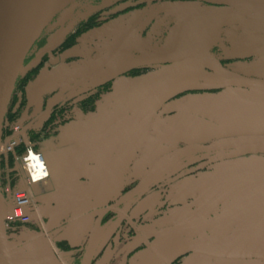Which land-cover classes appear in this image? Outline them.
Here are the masks:
<instances>
[{"label":"flooded vegetation","instance_id":"flooded-vegetation-1","mask_svg":"<svg viewBox=\"0 0 264 264\" xmlns=\"http://www.w3.org/2000/svg\"><path fill=\"white\" fill-rule=\"evenodd\" d=\"M83 1L76 8H80L84 19L74 24L64 10L47 26L27 55L24 66L31 63L33 66L15 83L7 108L8 118L12 115L20 119L30 114L27 90L42 72L65 67L71 61L91 60L93 56L110 58L122 52L129 57L145 58L154 56L155 52H167L170 48L168 36L180 24L184 25L181 31L184 36L179 44L195 33L198 35L192 48L201 49L199 61H186L178 70L162 68L169 65L135 69L124 77L161 73L166 82V75H170L178 81L208 88L180 93L158 108L148 125L130 144L129 156L119 159L112 170L107 171L104 198L96 211L92 212L93 203L102 196L100 190L103 185L99 183L95 196L90 202L88 199L99 171L74 179L75 187L71 193L63 191V184L68 180L64 176L57 196L54 195L55 188L50 187L44 205L35 203L41 219L38 217L37 221L26 225L16 224L11 232L16 237H37L36 247L45 249L47 257H53L52 264H82L90 248L93 222L104 211L98 246L90 264H161L159 254L164 249L183 247L194 236L222 243L225 237L237 231H251L257 215L247 203L248 191L235 188L223 196L201 195L212 182V173L240 164L249 165L257 158L264 160V155H240L244 154L241 150H219L187 157L169 178L152 185L144 194L130 201L116 204L135 190L155 162L175 151L192 145L209 146L264 136V132L260 133L264 130V0H89L80 5ZM207 11H214L217 16H226L230 20L207 23L205 16H201ZM125 33L127 40L117 45L118 35ZM58 36L62 37L60 41L48 52H41L49 40ZM71 49L75 50L74 57L64 59L63 55ZM118 70L107 62L99 72L111 75ZM233 82L239 87L228 85ZM73 83L56 89L58 94L69 88L65 97L47 111L46 102L50 97L44 99V117L39 128L36 127L43 141L36 144L38 149L46 146L45 151L57 153L68 149L69 145L59 146L60 136L65 134L61 135L60 128L69 125L89 131L99 119L98 108L104 105L102 99L112 92V82L96 88L89 87L91 82L88 78L76 86ZM252 84L260 88L250 87ZM80 90L85 91L79 94ZM71 93L78 94L68 98ZM198 96L218 97L227 105V112H238L237 116L246 119L247 125L235 128L214 125L216 138L210 140L209 135L200 134L194 127L213 124L182 111ZM108 107L107 113L119 110L115 105L110 111ZM256 116L262 120V128L254 125ZM34 121L30 120L32 124ZM216 161H219L217 165L213 164ZM225 162L227 166H223ZM197 168L200 169L198 176H184L187 171ZM1 171L0 185L3 186L5 180ZM34 198L36 201V195ZM74 208L90 211L89 218L84 221V234L56 241L69 219L64 214ZM206 216L210 218L204 221ZM261 216L264 220V215ZM257 225L264 231V224L257 222ZM12 242L9 237V243ZM156 244L165 247L157 248ZM190 256L185 252L169 264H184ZM215 262L227 264L222 259H215Z\"/></svg>","mask_w":264,"mask_h":264},{"label":"water","instance_id":"water-1","mask_svg":"<svg viewBox=\"0 0 264 264\" xmlns=\"http://www.w3.org/2000/svg\"><path fill=\"white\" fill-rule=\"evenodd\" d=\"M74 1L0 0V137L3 119L7 112L15 83L19 77L27 73L33 66V63L26 67L24 66L27 55L55 17L67 8H76V6H71ZM203 15L207 23L216 24L217 21L225 22L230 20L226 16H217L214 11H207L201 16ZM183 28V24L175 26L168 36V40H170L168 47L170 48H167L168 51L164 53L155 52L154 56L147 55L145 58H134L120 52L110 58L107 56H93L91 60H82L81 62L65 65L69 73L77 76L73 83L74 86L84 82L87 78L91 82L90 88L99 87L105 82H112V92L120 90L121 102L116 105L119 110L117 109L110 113H107V108H104V106L99 107L98 113L102 112V114L98 115L99 119L89 131L68 126L69 130L65 137L73 138L67 143L69 145L68 149H64L61 153L45 151L43 148L40 150L51 178H64L65 171L76 167L79 169L78 174H72L75 177L74 179L79 178L82 174L87 177L89 173L93 174L99 171L98 176L93 181L88 201L90 202L91 197L95 196V189L99 183L103 185L100 190L103 196L104 190H106L104 185L107 183V171H111L119 159L129 156L130 144L143 128L148 125L158 108L166 100L180 93L207 90L208 87H202L193 82L178 81L170 75H166L168 79V82H166L161 73H150L135 78L124 77L127 72L135 69L169 65L162 68L178 70L186 61H199L198 56H200L201 49L192 48L196 44L194 40L198 36L196 33L185 42L178 43L179 40L183 39L184 34L181 32ZM126 34L118 35L117 45L127 40ZM61 38L58 36L49 40L47 46L41 52H48ZM74 52V49L69 50L63 55V58H73ZM107 62L118 68V72L111 75L99 72L102 66H107ZM173 76L175 75L173 74ZM65 83L63 86L67 85ZM228 85H231L230 87H239L234 82ZM250 87L260 88L259 85L253 84ZM68 90L69 88L60 91L48 105L59 101L67 94ZM83 91L85 90H80L78 93L80 94ZM78 93H71L68 98L75 97ZM110 95L108 94L107 99ZM227 108V105L223 104L218 97L198 96L187 103L182 108V111L192 113L198 118L201 117L211 122L213 126L195 125L194 129L200 134L209 135V139L212 140L216 138V126L214 125L230 128L247 125L246 119L242 118V116H237L238 112L235 114L232 110L227 112ZM109 109L112 110V106H109ZM254 125L262 128V120L257 116L254 119ZM263 132L264 130L262 129L260 133ZM59 146L64 145L59 144ZM219 150H241L244 154L240 155H264V136L240 139L229 143L211 144L209 146L192 145L175 151L155 162L135 190L124 199L118 201L116 206L144 194L152 185L169 178L176 173L174 170L178 168L183 159L195 154H209ZM85 172H88V174ZM212 177L213 180L207 185V189L201 192L203 197L223 196L226 192L233 191L235 188L249 192L247 203L257 215L254 218L252 230L248 232L237 231L225 237L222 243L214 239H201L200 236H194L183 247L176 246L170 250L164 249L162 254L158 253L161 264H169L185 252L191 254V256L184 264H218L215 259H222L227 264L229 262L233 264H256L257 261L264 264V231L260 229V225H257V222L264 224L261 216L264 215V162L256 159L249 165L240 164L232 169H221L212 173ZM102 196L96 198L95 203H93L94 210L91 209L92 212L96 211L97 207L102 203L104 198ZM1 199L0 192V264H52L53 257L51 255L47 257L48 253L45 249L42 250L36 247L39 241L33 235H29L26 238H24V235L23 237L14 236V239L12 237L13 240L16 242L20 241L21 244L23 240L25 241L20 248H17L19 249L17 253L11 251V244L6 233L7 228L2 220ZM224 206L225 204L222 208ZM243 208L247 207L244 206ZM37 212V217L33 219L35 221L38 220V217L41 218L39 209ZM89 212L88 210L81 211L74 208L64 214L69 219L56 241L83 235L85 230L84 221L85 218H89ZM104 213V211L101 212L95 222H93L90 232L92 238L90 248L82 264H90L93 259L101 231L100 221ZM209 218L210 216H206L203 217V220L205 221ZM156 247L165 246L156 244ZM49 251L51 250L49 249Z\"/></svg>","mask_w":264,"mask_h":264},{"label":"built area","instance_id":"built-area-1","mask_svg":"<svg viewBox=\"0 0 264 264\" xmlns=\"http://www.w3.org/2000/svg\"><path fill=\"white\" fill-rule=\"evenodd\" d=\"M14 132L13 136L0 142V162L2 159L7 167L8 159L12 158L20 187L13 191L9 176V179L6 176L4 185H0L2 220L6 228L15 224L26 225L37 217L34 188L44 185L49 178L45 162L41 154L34 151L25 129L17 128ZM33 161H39L41 169L37 171L32 167Z\"/></svg>","mask_w":264,"mask_h":264},{"label":"crops","instance_id":"crops-1","mask_svg":"<svg viewBox=\"0 0 264 264\" xmlns=\"http://www.w3.org/2000/svg\"><path fill=\"white\" fill-rule=\"evenodd\" d=\"M74 61H71V63H73ZM77 76L73 75L71 73H69L67 71V69L65 67L62 68H55V69H51L48 72H42L38 77L36 82L31 85L28 90H27V110L29 111V115H23L20 120L18 121V123H21L22 125H26L27 128L25 129V131L29 132L32 130H36V127L39 125H41L40 123H42V118L44 117L42 114L43 112V103H44V99L46 97H50L49 99H47L46 102V111L49 110L56 102L52 103L51 105H48L55 96H57L58 94L55 93L56 89H58V87L61 85H64V82H66L65 84H72L75 80H76ZM55 94V95H54ZM120 90H115L111 93V95L109 96V98L107 99V96H105L102 99V102L104 103V108H107L108 106H116L119 105L121 102L120 99ZM65 97V96H64ZM63 97V98H64ZM108 101V103H107ZM99 114H102V112H99ZM31 121H34V123L32 124ZM69 125L60 128V132L62 137L60 141L61 145H68L67 143L71 140H73V138H66V133H68V128ZM68 128V129H67ZM118 136V134H117ZM58 176V175H57ZM50 177V176H49ZM57 178V177H56ZM52 180V179H51ZM50 180V181H51ZM71 180V179H70ZM50 181L46 182L47 184L50 183ZM52 182L54 183H64V179L63 177H58L57 179L53 178ZM75 181H65V183L63 184V191L65 193H71V191H73V188L75 187ZM47 185H42V186H38V187H46ZM64 186H68L67 189H64ZM69 189V190H68Z\"/></svg>","mask_w":264,"mask_h":264},{"label":"rangeland","instance_id":"rangeland-1","mask_svg":"<svg viewBox=\"0 0 264 264\" xmlns=\"http://www.w3.org/2000/svg\"><path fill=\"white\" fill-rule=\"evenodd\" d=\"M81 1L82 0H75L71 4V6H77L78 3H80ZM88 2H89V0H84L80 5H85ZM65 10H67L66 11L67 12V15L70 17V19L72 21H74V24H77L79 20L84 19V15L82 14L80 8H78V7L77 8L70 7V8H67ZM7 116L8 115H7V112H6V114L4 116V119H3L2 129H1V137H0V142L1 143H3L7 138H10L11 136H13L15 134V132H14L15 129L18 128L20 130V129H25V127H27L26 125L24 127V125H22L21 123H18V121L20 119H17V117H15V119L9 120V118ZM17 116H19V115H17ZM26 132H27V135L26 136H27L28 140L30 141V144L33 146L34 151L40 154L41 153L40 152V149H38V146L36 145V144H41L40 142L42 141L41 138H40V136H39L40 135L39 134L40 132H38V130H35L33 132V134H31L29 132V130L26 131ZM36 132H38V133H36ZM19 153L20 152H18V154ZM257 160H260V161L264 162V160L261 159V158H257ZM218 162L219 161L213 162V164H216ZM6 165H7V167H5L4 162L1 159V162H0V171L2 170L1 171L2 172V176H3L4 180H5L6 176H7L8 179L10 177L11 185L13 187L12 189H13V191H17V190L20 189V187L18 185V177H17L16 169L14 167V162H13L12 158L8 159ZM223 166H227L226 162L223 164ZM214 167H216V166H214ZM76 169H79V168L76 167L75 169H72V170L70 169V170L65 171V173L63 172L66 175V176L64 175L65 178L68 179L67 182L74 181V176L72 174H76V172H78V170H76ZM199 170L200 169L197 168V169H194V170L187 171L184 174V176L189 177V176L193 175L192 177H196V176L199 175V173H198ZM55 175H57V174H55ZM72 176H73V178H72ZM51 179L53 180V178L49 177L48 180H47V182L50 181ZM70 179H72V180H70ZM52 180L48 184L45 183L44 186L45 185H47V186L44 187V188L38 187V186L34 188V193L36 195V202L37 203H40L41 206L44 205L45 199L48 198L47 197V195H48L47 193H48V189H50V187L55 188L54 195L55 196L58 195L57 193H58V187H60V183L59 182L54 183V182H52ZM4 183H5V181H4ZM67 187L68 186H64V189H67ZM54 195H51L50 194L49 196H54ZM15 225H12L11 227H9V228L6 229L7 236H9L11 239H12V237L14 239V236H16L15 233L11 232L13 230L12 228L15 227ZM24 241L25 240H23V242ZM23 242H22V244H23ZM22 244H21L20 241L16 242L15 240H13V242L11 243V249H12V251L13 250L15 251L17 248H20L22 246ZM18 251H19V249H17V251H15V253H17Z\"/></svg>","mask_w":264,"mask_h":264},{"label":"bare ground","instance_id":"bare-ground-1","mask_svg":"<svg viewBox=\"0 0 264 264\" xmlns=\"http://www.w3.org/2000/svg\"><path fill=\"white\" fill-rule=\"evenodd\" d=\"M41 163L38 161V162H32V167H34L35 169H37V171L39 170V169H41Z\"/></svg>","mask_w":264,"mask_h":264},{"label":"trees","instance_id":"trees-1","mask_svg":"<svg viewBox=\"0 0 264 264\" xmlns=\"http://www.w3.org/2000/svg\"><path fill=\"white\" fill-rule=\"evenodd\" d=\"M12 119H15V116H12V115H11V116L9 117V120H12Z\"/></svg>","mask_w":264,"mask_h":264}]
</instances>
